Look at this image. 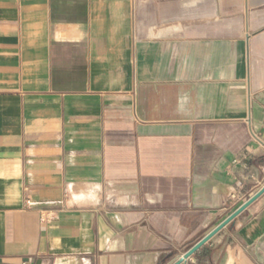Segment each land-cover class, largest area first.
Returning <instances> with one entry per match:
<instances>
[{
  "label": "crops",
  "instance_id": "1",
  "mask_svg": "<svg viewBox=\"0 0 264 264\" xmlns=\"http://www.w3.org/2000/svg\"><path fill=\"white\" fill-rule=\"evenodd\" d=\"M263 118L264 0H0V264H174ZM182 264H264V194Z\"/></svg>",
  "mask_w": 264,
  "mask_h": 264
},
{
  "label": "water",
  "instance_id": "2",
  "mask_svg": "<svg viewBox=\"0 0 264 264\" xmlns=\"http://www.w3.org/2000/svg\"><path fill=\"white\" fill-rule=\"evenodd\" d=\"M264 194V187L258 191L253 197H251L246 203L239 207L234 213H232L227 219H225L220 225H218L214 230L207 234L203 239H201L197 244H195L191 249H189L178 261L174 264H182L189 257H191L197 250H199L204 244H206L211 238H213L218 232H220L225 226L233 222L244 210H246L251 204H253L257 199H259Z\"/></svg>",
  "mask_w": 264,
  "mask_h": 264
},
{
  "label": "built area",
  "instance_id": "3",
  "mask_svg": "<svg viewBox=\"0 0 264 264\" xmlns=\"http://www.w3.org/2000/svg\"><path fill=\"white\" fill-rule=\"evenodd\" d=\"M262 127H263V129H264V118H263V124H262ZM252 137H253V139L256 140V141L259 140L258 137H257L256 135H254V134H252ZM22 264H25V263H22Z\"/></svg>",
  "mask_w": 264,
  "mask_h": 264
}]
</instances>
